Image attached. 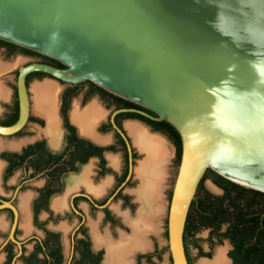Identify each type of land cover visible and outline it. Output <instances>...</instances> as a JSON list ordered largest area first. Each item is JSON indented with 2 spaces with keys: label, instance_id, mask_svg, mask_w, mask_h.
I'll list each match as a JSON object with an SVG mask.
<instances>
[{
  "label": "water",
  "instance_id": "95a60500",
  "mask_svg": "<svg viewBox=\"0 0 264 264\" xmlns=\"http://www.w3.org/2000/svg\"><path fill=\"white\" fill-rule=\"evenodd\" d=\"M213 4L225 7L224 0H0V39L66 65L20 69V116L0 124V135L13 136L28 123L32 71L71 83L90 80L179 131L182 157L168 217L173 264H190L185 227L209 169L264 192V87L254 86L264 77L249 65L251 45L239 49L209 26L217 19ZM218 26L230 28L223 12ZM225 77L223 88L214 87ZM127 110H117L113 121Z\"/></svg>",
  "mask_w": 264,
  "mask_h": 264
},
{
  "label": "flooded vegetation",
  "instance_id": "af4514ba",
  "mask_svg": "<svg viewBox=\"0 0 264 264\" xmlns=\"http://www.w3.org/2000/svg\"><path fill=\"white\" fill-rule=\"evenodd\" d=\"M0 50L9 55L20 51L30 58L22 64L1 61L6 68L0 71V86L4 89L0 124L11 125L20 116V69L35 62L66 66L9 45H0ZM26 81L31 99L29 121L13 136L0 135L7 140L0 147V264H105L106 241L117 243L123 236H132L129 218L135 219L141 206L136 192L141 181L136 168L145 154L127 125L138 124L164 138L171 153L169 161L179 167L177 144L164 130V120L150 117L158 115L90 80L71 83L43 71H32ZM31 82H52L58 89L55 133L47 130L48 120L36 110L35 100L33 105ZM94 104L101 110L97 117L90 110ZM124 108L129 110L116 113L113 121L114 113ZM75 111L84 120L93 119L91 132L75 117ZM172 193L169 202L166 197V214L159 219L157 229L144 234L148 248L133 254V264H164V254L170 250ZM227 241V257L233 262V244ZM201 248L200 254L205 252ZM169 259L173 264L171 252Z\"/></svg>",
  "mask_w": 264,
  "mask_h": 264
},
{
  "label": "trees",
  "instance_id": "16d2710c",
  "mask_svg": "<svg viewBox=\"0 0 264 264\" xmlns=\"http://www.w3.org/2000/svg\"><path fill=\"white\" fill-rule=\"evenodd\" d=\"M0 45H9L14 49L41 54L2 39H0ZM49 58L60 62L52 57ZM148 110L152 114L158 115L156 112ZM16 120L17 117L10 123L13 124ZM162 125L164 130L175 140L179 161H181L183 144L179 131L166 120L162 122ZM208 176H212L214 182L223 189L222 194H213L203 186V180ZM203 180L200 183L199 191L202 187L203 189L197 192L192 203L184 233L190 264L192 262L188 244L196 233L203 229H210V234L205 240L211 246L222 243L224 240L232 242L233 248L230 251V256L233 259L232 264H264V192L238 185L211 169L207 171ZM194 242L197 247L201 248L197 238ZM201 255L209 256V253L202 251Z\"/></svg>",
  "mask_w": 264,
  "mask_h": 264
},
{
  "label": "bare ground",
  "instance_id": "6f19581e",
  "mask_svg": "<svg viewBox=\"0 0 264 264\" xmlns=\"http://www.w3.org/2000/svg\"><path fill=\"white\" fill-rule=\"evenodd\" d=\"M0 60V71L5 69ZM35 100V108L43 113L48 120V131H56V99L58 89L52 82L36 83L32 87ZM4 93L0 86V96ZM91 113L97 117L101 110L95 104L90 109ZM75 117L83 121L85 129L93 130V119H82L80 114L74 112ZM95 119V118H94ZM130 133L134 137L135 143L145 154V157L139 161L136 168V176L141 183L137 189L141 206L135 219L129 218L132 225V236H123L120 242L114 243L111 240L108 243V253L105 264H133V254L138 250H145L149 242L145 239L147 231L159 226V219L165 215L166 201V181L168 177V163L171 157L170 149L164 138L148 132L142 126L130 123L127 125ZM13 142H9L12 146ZM4 141L0 142V147L5 146ZM26 217V216H25ZM132 219V220H131ZM150 231V232H151ZM98 239V238H97ZM100 240V239H98ZM226 248H220L214 260L203 261L202 264H226Z\"/></svg>",
  "mask_w": 264,
  "mask_h": 264
},
{
  "label": "clouds",
  "instance_id": "9594fccd",
  "mask_svg": "<svg viewBox=\"0 0 264 264\" xmlns=\"http://www.w3.org/2000/svg\"><path fill=\"white\" fill-rule=\"evenodd\" d=\"M195 3L199 4L200 0H195ZM224 3V8L218 4L212 5L217 7V19L208 21L209 26L221 35H227V38L239 49L251 45L248 54L253 59L249 61V65L261 77H264V63L259 62L264 59V0H224ZM222 12L230 21V28L227 33L218 26ZM226 83H228L227 77L214 87L223 88ZM254 86L264 87V79L255 81ZM235 93L239 95L242 92H238L235 88Z\"/></svg>",
  "mask_w": 264,
  "mask_h": 264
},
{
  "label": "rangeland",
  "instance_id": "374dc122",
  "mask_svg": "<svg viewBox=\"0 0 264 264\" xmlns=\"http://www.w3.org/2000/svg\"><path fill=\"white\" fill-rule=\"evenodd\" d=\"M0 54L2 55L1 60L4 61L6 64H14V63H24L26 61H29L30 58L25 57L20 51H16L13 55H9L7 54L5 51H1L0 50ZM15 83V81H14ZM35 82H31L30 84V90L33 87L32 85H34ZM33 92V91H32ZM34 94V93H33ZM31 93L32 99H33V105H34V95ZM34 109V107H33ZM168 168H169V174L167 177V181H166V197L167 200L169 202V197L173 191V187H174V183H175V179L177 177V173H178V165L177 163L172 160L169 161L168 164ZM203 186L208 189L211 193L213 194H222V191L220 190V187L214 182V179L212 176H208L207 178H205L203 180ZM203 187L201 188L200 191H202ZM199 191V190H198ZM199 191V192H200ZM168 202H167V206H168ZM167 210V207H166ZM166 214V211H165ZM209 235V231L207 229H203L200 230L199 232L196 233L195 237L191 239V242L189 243V247H190V252H191V256H192V262L193 264H202L203 261H212L215 259L218 250L220 248H226V254L228 253L229 250V243L227 240H224L222 243H217L214 246H209L208 242L205 240ZM199 240V243L201 244V247L203 248V250L206 253H209V256H205V255H201L199 252L198 247L195 245V239ZM169 254H170V250H166L165 254H164V264H170V259H169ZM227 257V255H226ZM228 263L226 264H230V260L227 257Z\"/></svg>",
  "mask_w": 264,
  "mask_h": 264
},
{
  "label": "crops",
  "instance_id": "0c3cea01",
  "mask_svg": "<svg viewBox=\"0 0 264 264\" xmlns=\"http://www.w3.org/2000/svg\"><path fill=\"white\" fill-rule=\"evenodd\" d=\"M1 61H2V60H1ZM2 62H3V61H2ZM1 140H2V141H7V140H5V139H3V138L0 137V141H1Z\"/></svg>",
  "mask_w": 264,
  "mask_h": 264
}]
</instances>
